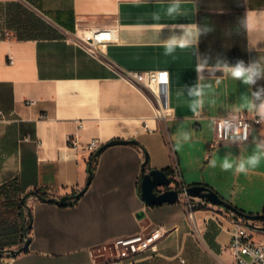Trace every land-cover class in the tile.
<instances>
[{"label": "crops", "instance_id": "0c3cea01", "mask_svg": "<svg viewBox=\"0 0 264 264\" xmlns=\"http://www.w3.org/2000/svg\"><path fill=\"white\" fill-rule=\"evenodd\" d=\"M168 6L169 0H0L7 21L2 29L14 33L12 40H0V264L234 262L232 214H264V163L248 176L210 167L212 158L240 155L234 143L211 146L216 129L210 120L236 110L251 114L242 99L250 96L249 87L216 72L206 81L214 96L193 117L190 98L177 95L197 80L193 50L165 55L156 30L145 26L209 24L214 31L201 37L199 54L248 62L264 56V0H182L184 15L176 20L164 15ZM157 12L160 21L152 18ZM245 14L249 27L239 28ZM100 28L112 29L113 36L92 55L80 35ZM170 34L165 28L160 38ZM147 71L167 72L164 117L157 116L156 93L136 79ZM258 87L264 79L251 91ZM210 98L215 104H208ZM262 129H251L245 155ZM178 130H193L181 151L173 148ZM71 136L78 137V149L69 144ZM92 139L100 146L113 139L134 142L109 146L93 160L82 147ZM145 161L147 171L169 174L177 166L187 187L207 185L232 209L197 198L190 218L180 201L148 205L140 187ZM91 162V183L79 198L60 204L30 196L22 211L19 201L31 191L57 199L80 192ZM25 229L30 244L17 253ZM157 229L162 235L147 251L117 258L122 251L114 247L116 239ZM249 232L254 241L264 238L257 229Z\"/></svg>", "mask_w": 264, "mask_h": 264}, {"label": "clouds", "instance_id": "9594fccd", "mask_svg": "<svg viewBox=\"0 0 264 264\" xmlns=\"http://www.w3.org/2000/svg\"><path fill=\"white\" fill-rule=\"evenodd\" d=\"M133 3H143L144 0H132ZM182 0H169L164 15L172 20L184 15L181 11ZM153 20L160 21L161 15L159 12L153 13ZM145 27L156 30L158 42L164 49V54L171 56L177 49L193 50L196 58L195 71L197 73V80L194 85L183 88L177 92L178 96L186 95L190 98L189 108L193 113V117H200L205 109L206 97L214 96L213 85L211 81L216 72H222L223 75L229 76L235 81H239L245 86L249 87L250 96L244 95L242 99L248 111L253 115L256 123L264 125V87H258L255 91H251L252 86H255L259 80L264 79V56H259L255 59H250L248 62L244 60H237L234 64L229 63L220 55L212 57L209 54H199L197 49L201 37L207 36L214 31V27L209 24H200L196 22L191 23H172V24H152ZM239 28L247 29L249 27L247 22V14L238 22ZM168 28L171 34L164 39L160 38L161 32ZM226 35H231V30H226ZM208 72V76L204 75ZM166 80V77H163ZM219 81L217 80V84ZM215 99L208 100L209 105L215 104ZM173 119H176L175 110L169 113ZM188 119L185 117V120ZM210 125H217V120L212 118ZM224 129L227 135V142L234 143L240 147V155L234 157L231 153L225 155L222 159L212 158L209 160V166L212 168L219 167L222 171H233L235 175L243 174L248 176L254 173L262 163H264V129L261 130L258 136L253 137L252 143L254 148L252 152L245 155L247 152L246 142L252 131L249 126H241L238 110L228 112L227 116L222 117L218 125ZM193 138V130H178L172 135L174 141L173 148L175 151H181L183 146L189 143ZM258 174V173H257Z\"/></svg>", "mask_w": 264, "mask_h": 264}, {"label": "built area", "instance_id": "2783aa9c", "mask_svg": "<svg viewBox=\"0 0 264 264\" xmlns=\"http://www.w3.org/2000/svg\"><path fill=\"white\" fill-rule=\"evenodd\" d=\"M112 36L113 31L110 28H100L90 32H83L80 35L81 45L92 55H96L99 47L109 42L112 39ZM13 38L14 33L11 30H0V40H12ZM9 60L10 63L14 62L12 57H10ZM135 76L137 80L145 83L156 93L158 103L157 116L164 117L168 106L165 100V84L168 79L167 72L147 71L137 73ZM162 76L166 77V80H161ZM238 117L241 126H249L250 131L253 127L261 126V124L254 121L253 115L247 112H238ZM221 118L216 119L217 125H215L216 131L215 138L211 143L212 147L228 143V133L218 126ZM79 126L80 128H83L82 123H80ZM69 144L75 149H78L81 146L77 136H71L69 138ZM82 147L88 150L91 154H94V152L100 147V143L98 139H92L88 143L82 145ZM169 176L174 185L181 190L179 201L182 203L188 216L193 218L195 210L199 207L197 198L190 196L186 191L187 186L183 183L180 169L177 166H173ZM232 215L233 228L231 230L232 240L230 243V248L234 255V262L232 264H264V238L258 242L254 241L249 232L251 228L257 229L264 234V219H259V221L253 219L246 220V218H241L240 216L235 215L234 212ZM161 235V229H157L148 234H138L116 239L113 243L114 247L117 250L122 251L117 258L126 260L128 257L133 258L136 251H147L150 248V243ZM12 260L13 258H11L10 261ZM10 263L11 262H9V264ZM114 264L120 263L116 261Z\"/></svg>", "mask_w": 264, "mask_h": 264}, {"label": "water", "instance_id": "95a60500", "mask_svg": "<svg viewBox=\"0 0 264 264\" xmlns=\"http://www.w3.org/2000/svg\"><path fill=\"white\" fill-rule=\"evenodd\" d=\"M134 141L124 140V139H113L103 145H101L93 154V160L96 159L106 148L116 144H128ZM92 178V162L89 167V177L87 180L86 187L82 189L80 192L73 195H64L60 198H48L37 191H31L25 195V197L35 196L41 201H54L60 204H64L68 200L79 198L87 189V186L91 183ZM141 187V196L144 201L150 205H160L163 203H174L179 201V194L181 190L178 189L169 174L165 170L160 169H152L147 171L146 169V161L142 165V179L140 182ZM186 191L190 196L194 198L206 199L212 204L224 206L232 209V205H230L227 201H225L216 191H214L211 187L207 185H192L186 188ZM247 219L259 220L264 219V214H247L241 213ZM143 213H139V217H142ZM24 235L26 241L22 249L17 250V253L28 248L30 244V239L28 238V229H25Z\"/></svg>", "mask_w": 264, "mask_h": 264}, {"label": "rangeland", "instance_id": "374dc122", "mask_svg": "<svg viewBox=\"0 0 264 264\" xmlns=\"http://www.w3.org/2000/svg\"><path fill=\"white\" fill-rule=\"evenodd\" d=\"M6 23H7V21L4 20L3 18H1V16H0V25L5 26ZM29 199H30V197H25V196L23 199H20L21 201H19V204L22 205L24 203V205H25V207H21L22 211H27V207H28L27 205L29 203Z\"/></svg>", "mask_w": 264, "mask_h": 264}, {"label": "trees", "instance_id": "16d2710c", "mask_svg": "<svg viewBox=\"0 0 264 264\" xmlns=\"http://www.w3.org/2000/svg\"><path fill=\"white\" fill-rule=\"evenodd\" d=\"M3 28V26L2 25H0V30ZM169 174H170V172H169ZM235 212H237V211H235Z\"/></svg>", "mask_w": 264, "mask_h": 264}, {"label": "snow or ice", "instance_id": "6c2138e0", "mask_svg": "<svg viewBox=\"0 0 264 264\" xmlns=\"http://www.w3.org/2000/svg\"><path fill=\"white\" fill-rule=\"evenodd\" d=\"M161 80H163V76L161 77Z\"/></svg>", "mask_w": 264, "mask_h": 264}]
</instances>
